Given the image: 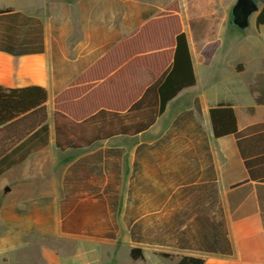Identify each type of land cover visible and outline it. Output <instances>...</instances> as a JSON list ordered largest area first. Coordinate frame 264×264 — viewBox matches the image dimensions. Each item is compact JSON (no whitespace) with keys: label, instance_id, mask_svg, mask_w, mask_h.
Listing matches in <instances>:
<instances>
[{"label":"crops","instance_id":"0c3cea01","mask_svg":"<svg viewBox=\"0 0 264 264\" xmlns=\"http://www.w3.org/2000/svg\"><path fill=\"white\" fill-rule=\"evenodd\" d=\"M173 1L0 5L19 14L11 31L0 27V45L11 35V49L24 47L30 35L42 47L19 55L0 49V87L36 86L47 96V131L35 128L4 153L25 157L0 175L1 263L39 249L49 255L44 264H176L182 257L264 264V25L256 24L258 0L244 29L231 24L237 0H179L195 85L181 90L141 133L56 147L53 101L70 86H79L88 110L96 102L124 113L143 96L154 80L143 64L155 66L164 57L163 42L151 38L134 43L151 44V50H137L114 70L104 64L75 82ZM210 42L219 47L205 66L200 51ZM220 105L234 112L240 149L233 135L213 136L209 111ZM133 249L141 258L131 257Z\"/></svg>","mask_w":264,"mask_h":264},{"label":"trees","instance_id":"16d2710c","mask_svg":"<svg viewBox=\"0 0 264 264\" xmlns=\"http://www.w3.org/2000/svg\"><path fill=\"white\" fill-rule=\"evenodd\" d=\"M258 1L262 7L256 17V24L264 25V0ZM180 13V2L175 0L145 25L130 33L87 74L75 82V84L81 82L88 74L100 69L104 64H107L108 69L114 70L123 60L134 55L137 50L145 52L151 50V44L146 42L142 48H135L136 40L151 38L157 43L163 42L164 49L159 50L164 56L162 61L155 66L143 64L152 73L154 78L152 84L126 112L107 111L96 102H92L93 108L88 110L84 102L78 98L77 88L79 86H70L54 99L55 144L57 148L82 147L113 136H133L141 133L154 123L156 117L164 111L166 104L181 90L195 85V74L187 38L182 30ZM17 16L19 14H13L9 9L0 10V27L5 32L11 31V26L17 23ZM29 28L30 26L26 28L27 34H30ZM39 28L41 27H38V31ZM24 38L28 42L27 46L22 47L17 44L15 49H11V35H5L4 43L0 45V49L15 55L42 51L41 46H35V37L33 40L30 35L24 36ZM218 47L217 42H210L202 47L200 54L203 65H209ZM46 99V92L40 87L33 86L22 89L0 87V175L25 157L23 155L13 159L11 155H4L11 145L37 127H40L41 132L47 131L45 124L47 118ZM63 100L68 101L63 104ZM209 117L213 136L221 138L233 135L240 149V133L232 108L223 105L212 108L209 111ZM11 133L14 135L13 139H11ZM245 166L250 177L254 178L246 160ZM130 254L133 259L141 258L140 250L133 249ZM164 256L169 257L168 255ZM203 262V259L197 257H182L176 264H203Z\"/></svg>","mask_w":264,"mask_h":264},{"label":"water","instance_id":"95a60500","mask_svg":"<svg viewBox=\"0 0 264 264\" xmlns=\"http://www.w3.org/2000/svg\"><path fill=\"white\" fill-rule=\"evenodd\" d=\"M257 11V5L253 0H237L231 10V24L239 29H244L248 25V19ZM9 192L5 188L4 193Z\"/></svg>","mask_w":264,"mask_h":264},{"label":"rangeland","instance_id":"374dc122","mask_svg":"<svg viewBox=\"0 0 264 264\" xmlns=\"http://www.w3.org/2000/svg\"><path fill=\"white\" fill-rule=\"evenodd\" d=\"M11 4V0H0V5L2 4ZM10 202L11 201V194L7 196L6 199L3 200V202ZM49 258V255L46 252H43L39 249H34L30 251L29 253L25 254L21 261H15L4 264H44L45 261ZM0 264H3L0 262Z\"/></svg>","mask_w":264,"mask_h":264}]
</instances>
